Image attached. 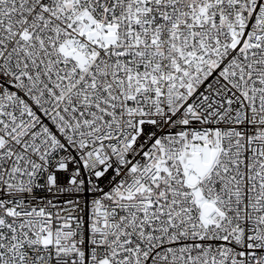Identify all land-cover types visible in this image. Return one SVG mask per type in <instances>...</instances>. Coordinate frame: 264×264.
I'll use <instances>...</instances> for the list:
<instances>
[{
	"label": "snow or ice",
	"instance_id": "snow-or-ice-1",
	"mask_svg": "<svg viewBox=\"0 0 264 264\" xmlns=\"http://www.w3.org/2000/svg\"><path fill=\"white\" fill-rule=\"evenodd\" d=\"M0 264H264V0H0Z\"/></svg>",
	"mask_w": 264,
	"mask_h": 264
}]
</instances>
